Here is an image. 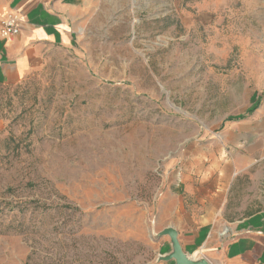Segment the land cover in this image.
<instances>
[{
	"label": "rangeland",
	"instance_id": "1",
	"mask_svg": "<svg viewBox=\"0 0 264 264\" xmlns=\"http://www.w3.org/2000/svg\"><path fill=\"white\" fill-rule=\"evenodd\" d=\"M258 211L264 0H90L0 84V264H154Z\"/></svg>",
	"mask_w": 264,
	"mask_h": 264
},
{
	"label": "crops",
	"instance_id": "2",
	"mask_svg": "<svg viewBox=\"0 0 264 264\" xmlns=\"http://www.w3.org/2000/svg\"><path fill=\"white\" fill-rule=\"evenodd\" d=\"M89 1L0 0V21L9 13L17 14L22 20L19 36L10 42L0 38V84L22 81L43 63L51 48L71 43L75 20ZM211 231L199 233L203 241L198 248H193L189 237L180 235L183 251L187 254L198 251L211 264H264V211L235 222L224 240L221 235L210 241Z\"/></svg>",
	"mask_w": 264,
	"mask_h": 264
},
{
	"label": "water",
	"instance_id": "3",
	"mask_svg": "<svg viewBox=\"0 0 264 264\" xmlns=\"http://www.w3.org/2000/svg\"><path fill=\"white\" fill-rule=\"evenodd\" d=\"M159 236L170 237V252L158 255L156 263L174 261L175 264H211L198 251L192 254L185 253L181 246L179 234L175 229L168 228Z\"/></svg>",
	"mask_w": 264,
	"mask_h": 264
},
{
	"label": "built area",
	"instance_id": "4",
	"mask_svg": "<svg viewBox=\"0 0 264 264\" xmlns=\"http://www.w3.org/2000/svg\"><path fill=\"white\" fill-rule=\"evenodd\" d=\"M21 18L15 13L7 14L0 21V38L10 42L21 33Z\"/></svg>",
	"mask_w": 264,
	"mask_h": 264
},
{
	"label": "trees",
	"instance_id": "5",
	"mask_svg": "<svg viewBox=\"0 0 264 264\" xmlns=\"http://www.w3.org/2000/svg\"><path fill=\"white\" fill-rule=\"evenodd\" d=\"M42 207V206H41ZM68 208H70L69 206H67ZM45 206L42 208V209H44L45 210ZM259 212V211H258ZM256 213V212H255ZM26 220V218H24L23 219V221H25ZM34 221V218L32 217V218H30V220H29V222L31 223V222H33Z\"/></svg>",
	"mask_w": 264,
	"mask_h": 264
}]
</instances>
